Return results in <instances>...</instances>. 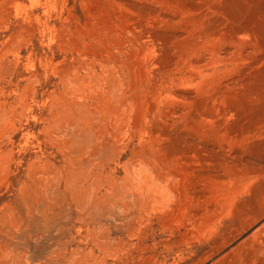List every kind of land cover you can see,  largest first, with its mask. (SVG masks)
<instances>
[{"label": "rangeland", "instance_id": "1", "mask_svg": "<svg viewBox=\"0 0 264 264\" xmlns=\"http://www.w3.org/2000/svg\"><path fill=\"white\" fill-rule=\"evenodd\" d=\"M180 1L182 6L163 0L0 1V264H264V63L245 79L238 78L241 65L220 74L209 66L208 75L176 88L194 98L191 104L168 100L165 85L176 76L172 70H187L178 59L187 48L182 39L198 35L190 26L193 17L184 14L189 2ZM190 1L219 9L204 25L218 19L225 31L244 26L264 53V0ZM161 11L175 19L159 22L156 12ZM139 21L143 42L135 43ZM100 32L106 46L87 39L89 34L100 38ZM237 35L240 43L247 41L244 33ZM85 45L91 46L90 56ZM105 54L111 57L106 64ZM120 56L124 61L116 59ZM62 71L70 80L65 85ZM104 78L113 85L103 88ZM83 82L94 90L87 93ZM97 87L115 92L108 94L118 107H112L113 115L128 113L113 116L112 126L118 128H112L117 131H112L110 153L92 132L93 123L101 121L89 119L77 103ZM61 90L69 93L62 97ZM24 93L27 112L20 115L18 98ZM206 95L213 97L209 103L203 101ZM49 98L63 100L61 117ZM203 110L213 116L200 122ZM54 118H61L60 125ZM251 125L262 130L259 135L244 134ZM77 155L83 156L72 160Z\"/></svg>", "mask_w": 264, "mask_h": 264}, {"label": "bare ground", "instance_id": "2", "mask_svg": "<svg viewBox=\"0 0 264 264\" xmlns=\"http://www.w3.org/2000/svg\"><path fill=\"white\" fill-rule=\"evenodd\" d=\"M0 1H2V0H0ZM6 1V0H5ZM10 0H8V2H9ZM164 2H166V3H169V4H172V3H174V2H179V4L181 3V1L180 0H163ZM183 1H188L189 2V5L188 6H186V9H185V11H184V14L185 15H191L192 17H193V19H192V24L190 25L191 26V28L192 29H194L196 32H198V35H197V37L195 38V39H186V38H183L182 39V41H183V43H185L184 45H186L187 46V48H186V50L183 52V53H179L178 54V59L185 65V68L187 69L186 70V72H183L182 74H181V68H179V67H176V68H174L173 70H172V73L173 74H176V76H174V77H170L169 78V81H167V85H165V89L166 90H169V91H166L163 95L168 99V98H177L178 97V99L179 98H181V99H183L182 101H184V100H187V101H193L194 100V98L193 97H191V96H189L188 98H187V96L186 97H184V96H182V94L181 95H179L178 94V90H176V88H178V85H184V84H187L188 85V83H191L193 80H194V78H196L197 76H199V75H201V76H206V75H208V71H209V66H211L212 67V71L214 72H216L217 74H220V73H223V71H226V70H234L235 69V67H237V66H239V65H241V69L239 70V71H237L238 72V78H242V79H245L246 77H248L257 67H259L260 65H262L263 63H264V53H263V51H262V49H261V47L258 45V43L255 41V39H254V37H253V35L250 33V30L249 29H247V28H245L244 26H242V27H237L235 30H234V32H230V31H225L223 28H220L219 26H220V21L217 19V21H215V22H213V23H211V24H207V25H204V21H205V19H207V21H208V19L210 18V13H215V12H218L219 11V9L218 8H216L215 6H211V5H209V6H200L199 4L197 5L195 2L196 1H190V0H182V3H183ZM5 3V2H4ZM3 4V3H2ZM0 5H1V2H0ZM181 5V4H180ZM182 6V5H181ZM2 6H0V8H1ZM182 8V7H181ZM185 8V7H184ZM0 12H1V9H0ZM96 14V13H95ZM140 17H139V20L142 18L143 20H146V18L143 16L142 17V15H139ZM99 17V16H98ZM156 18H157V20L159 21V22H172L174 19H175V17H174V15L173 14H170V13H168V12H163V11H161V12H156ZM91 19V18H90ZM97 19H99V18H97ZM101 19V18H100ZM93 20V19H92ZM161 20V21H160ZM102 21V20H101ZM100 21V22H101ZM108 21H109V23H113V19H111V18H109L108 19ZM206 21V22H207ZM86 22H88V21H86ZM94 22V21H93ZM98 22V21H97ZM97 22H95V23H97ZM105 23H106V21H104ZM103 22V23H104ZM102 23V22H101ZM110 24V25H111ZM100 25H102V24H100ZM100 25H99V27H100ZM103 25H105V24H103ZM98 26V25H97ZM111 26H114V25H111ZM138 27L140 28L139 29V34H137V33H135V36H134V40H133V42H135V43H137V42H139V43H142L143 41H142V38H143V25L141 24V22L139 21L138 22ZM102 28V27H101ZM108 28H110V27H108V26H105L104 27V29H107L108 30ZM114 28V27H113ZM142 28V29H141ZM111 29V28H110ZM125 29V31H127V29L126 28H124ZM106 30V31H107ZM100 31H101V29H100ZM104 32L106 35H107V32ZM111 31H113V30H111ZM110 30L108 31V32H111ZM130 31H132V32H134L133 31V29H130ZM102 32H100L99 33V35H100V38H98L96 35H94V34H89L88 36H87V39H89V40H95V41H97L96 43H98V39H100L99 40V42H102L103 40H104V38L106 37L105 35H103V34H101ZM183 33H185V34H188L189 32L188 31H180V33H179V35L180 34H183ZM240 33H244L245 35H246V38H247V41L246 42H243V43H240V39H241V37H239L237 34H240ZM109 34V33H108ZM110 34H112V36H113V33H110ZM111 35H109L108 37H110ZM111 36V37H112ZM121 37V36H120ZM127 38V37H126ZM76 39V38H75ZM107 39V38H106ZM109 39H111V38H109ZM120 39H122V37L120 38ZM120 39H118V37H117V40H119V42L121 41ZM86 40V39H85ZM126 40V39H125ZM127 40H128V38H127ZM111 41V40H110ZM94 42V41H93ZM109 42V41H108ZM113 42H114V40L112 39V43L111 42H109V43H111V44H113ZM127 42V41H126ZM129 42V41H128ZM79 44H80V42H79ZM82 44L84 45V41L82 42ZM99 44H101V43H98V45ZM102 44H103V46H106L105 44H104V42H102ZM111 44H109V45H111ZM129 44H131V43H128V45ZM82 45V46H83ZM108 45V46H109ZM124 45V44H123ZM85 46H87V45H85ZM119 46H121V45H119ZM129 46H131V45H129ZM129 46H128V49L127 50H129ZM157 46H158V44L155 42V41H153V45H152V51H154V50H157ZM97 47V46H96ZM101 47H102V45H101ZM115 47V46H114ZM122 47V46H121ZM90 48H91V46H90ZM88 46H87V48L86 49H88V51H89V49H90ZM105 48V47H104ZM106 48H108V47H106ZM93 49H96V48H93ZM92 49V50H93ZM110 49V51L112 50L111 48H109ZM257 49V50H256ZM101 50V49H100ZM104 50V49H103ZM103 50H101V52L103 51ZM119 50V49H118ZM91 51V50H90ZM90 51H89V55H87V56H90ZM94 51V50H93ZM96 51V50H95ZM94 51V53H96L97 54V52H95ZM108 51V50H107ZM188 51H193L194 53H195V55L193 56V55H187V52ZM119 52H121V51H119ZM127 52V51H126ZM155 52V51H154ZM93 53V52H92ZM91 53V54H92ZM102 53H104V52H102ZM107 53V52H106ZM108 53H110L109 51H108ZM122 53V52H121ZM124 53V52H123ZM122 53V54H123ZM98 55V54H97ZM110 55V54H109ZM109 55H103L104 57H103V59L102 58H100V59H102V62L103 63H109V60H110V56ZM124 55V54H123ZM93 56H95L94 54H93ZM98 56H100V55H98ZM113 56H115L114 54H113ZM112 56V57H113ZM100 57H102V54H101V56ZM118 57V56H117ZM116 57V59H120V58H122L121 56L119 57V58H117ZM125 57V56H124ZM91 59V58H90ZM95 59H96V57H95ZM97 59L99 60V57H97ZM96 59V60H97ZM113 59H115V57L113 58ZM88 60V59H87ZM86 60V61H87ZM121 60V59H120ZM122 60H123V58H122ZM85 61V60H84ZM94 61V60H93ZM100 61V60H99ZM98 61V62H99ZM113 60L111 59V62H112ZM124 61V60H123ZM123 61H120L121 63L123 62ZM97 62V63H98ZM101 62V61H100ZM101 62V63H102ZM115 62H116V60H115ZM87 63H88V61H87ZM89 63H91L90 62V60H89ZM93 63V62H92ZM126 63V62H125ZM94 64H95V61H94ZM100 64V63H99ZM98 64V65H99ZM124 64V62L122 63V65ZM84 65V64H83ZM83 65H81L80 64V66H82L83 67ZM91 65V64H90ZM102 65V64H101ZM112 65V64H111ZM119 66V65H118ZM124 66H126V65H124ZM69 67V66H68ZM82 67H80V68H82ZM94 67V66H93ZM122 67V66H121ZM127 67V66H126ZM217 67V68H216ZM79 68V67H78ZM77 67H76V70H79ZM123 68V67H122ZM65 69V68H64ZM70 69H71V67H70ZM69 69V70H70ZM101 69V68H100ZM125 69V68H124ZM127 69V68H126ZM74 71H75V69H73ZM121 70V69H120ZM128 70H129V68H128ZM127 70V72L129 73V71ZM121 71H123V70H121ZM126 71V70H125ZM101 72V76L103 77V75H104V77L106 78V74H103L102 72H104V71H100ZM124 72V71H123ZM126 72V73H127ZM66 73V72H65ZM105 73V72H104ZM107 73V72H106ZM118 73H120V72H118ZM103 74V75H102ZM121 74H122V72H121ZM210 75H212V76H214L213 75V73L211 74V73H209ZM72 75V74H71ZM99 75V74H98ZM119 75V74H118ZM125 75V74H124ZM66 76V75H65ZM77 76V75H76ZM75 75H74V77H73V75H72V77L75 79V77H76ZM86 76V75H85ZM101 76H100V78H98V80L100 79V81H101ZM159 76V75H158ZM66 77H68V76H66ZM71 76H69V78H70ZM120 78H121V76H119ZM126 77H129L128 76V74H127V76ZM208 77V76H207ZM77 78V77H76ZM105 78L102 80V84L101 85H103L102 87L103 88H105V86L106 85H110L111 83H108V84H106V82L109 80V82H110V79H108L107 81L105 80ZM171 78H174L175 79V82L171 79ZM203 78V77H202ZM83 79H84V77H83ZM127 80H128V78H126ZM161 79V78H160ZM67 80V79H66ZM69 80V79H68ZM65 81L64 80V75H63V71H62V76L60 77V83H62L63 85H65L64 84V82L65 83H67V82H70V80L69 81ZM72 80V79H71ZM93 80V79H92ZM98 80H96V81H98ZM123 80H125L124 79V76H123ZM162 80V79H161ZM74 81V80H73ZM86 81V80H85ZM94 81V80H93ZM95 81V82H96ZM100 81L99 82H97V83H95V82H93L92 84H97V85H99L100 84ZM155 81V80H154ZM157 81V80H156ZM92 82V81H91ZM90 82V83H91ZM118 82H119V80H118ZM121 82V81H120ZM119 82V83H120ZM130 82V81H129ZM153 82V81H152ZM160 82V81H159ZM86 83V82H85ZM99 83V84H98ZM122 83V82H121ZM120 83V84H121ZM124 83H127V82H125L124 81ZM151 83V82H150ZM70 84V83H69ZM68 84V85H69ZM73 84V83H72ZM82 84V83H81ZM83 84H84V82H83ZM94 84V85H95ZM119 84V85H120ZM131 84V83H130ZM147 84V83H146ZM149 84V83H148ZM147 84V89H148V87H149V85ZM161 84V83H160ZM165 84V83H164ZM91 84H89V86H90ZM111 85H113V82H112V84ZM110 85V86H111ZM152 85V84H151ZM83 86H85V89H86V91H87V93H88V90H90V88H91V86L89 87L88 86V84L87 85H83ZM135 86V85H134ZM133 86V87H134ZM154 86V85H153ZM152 86V87H153ZM158 86V85H157ZM156 86V87H157ZM164 86V85H163ZM68 87V86H67ZM66 87V88H67ZM82 87V86H81ZM94 87V86H93ZM99 87H100V85H99ZM114 86H112V89H114L113 88ZM122 87H123V85H122ZM125 87V86H124ZM123 87V89H125ZM145 87V86H144ZM151 87V86H150ZM155 87V88H156ZM159 87H161V85L159 86ZM72 89H74L73 87H71ZM84 88V87H83ZM107 88H110L109 86L107 87ZM116 88V87H115ZM118 88V87H117ZM121 88V87H120ZM163 88V87H162ZM162 88H160V89H162ZM218 88H222V87H218ZM218 88H217V90H218ZM72 89H70V90H72ZM119 89V88H118ZM127 89V88H126ZM130 89V88H129ZM133 89H136L135 87L133 88ZM139 89H141V88H139ZM147 89L144 91L145 93H146V91H147ZM164 89V90H165ZM64 90V89H63ZM80 90V89H79ZM79 90H78V92H79ZM94 89H92V90H90V91H93ZM102 90V89H101ZM122 90V89H121ZM138 90V89H137ZM154 90V89H153ZM152 90V91H153ZM163 90V89H162ZM227 90H228V88H227ZM62 91V90H61ZM77 91V90H76ZM75 90H74V92H75V94L76 93H78V92H76ZM86 91H84V93L86 92ZM89 91V92H90ZM110 91V89L108 90V92H107V90H102V91H100L99 89H98V87L96 88V90H95V93H94V95H92L93 93L91 92V93H89V94H91L92 96H90L89 97V95L88 96H86V97H81L82 95L81 94H79V96H80V99H77V100H79V102H77V101H74V102H77L81 107L83 106V109H84V111H86V113L88 114H90L89 116H91V118L89 117V119H94V120H100L101 121V124L99 125H97V122L96 123H93V125L95 126V130L93 129L92 130V132L93 131H95V132H93V133H96V139L95 140H100V142H99V146H100V144H102L101 145V147L103 148L104 146L105 147H108V152H109V149H110V147H111V145H113L112 143H111V138L113 137V135L112 134H114L115 133V130L118 128V126H117V128H116V126H115V124L116 123H114V126H112L113 124H112V122H114V120H115V118H114V120H113V116L114 115H116V114H114L113 115V109H112V107L114 106H116V102L114 103L115 105H113V104H111V101H110V99L112 100V98L109 96V95H114L115 94V92H113L114 94H109V93H111V92H109ZM112 91V90H111ZM126 90H123V92H125ZM129 91V90H128ZM128 91H126V92H128ZM149 91V90H148ZM157 91V90H156ZM160 91V90H159ZM220 92L218 93V94H220V93H223V92H221V90H219ZM66 92L67 93H69V90L67 91H62V92H60V94H63L62 95V97L64 96V94H66ZM73 92V91H72ZM116 92H118L117 90H116ZM133 92H135V91H133ZM138 92H139V90H138ZM151 92V91H150ZM214 92V91H213ZM71 93V92H70ZM79 93H83V92H79ZM120 93H121V91H120ZM137 93V92H136ZM136 93H133V94H135L136 96L138 95V94H136ZM140 93H141V91H140ZM157 93H159V92H157ZM162 93V92H161ZM215 94H216V92H214ZM228 93V92H227ZM57 94H59V93H57ZM86 94V93H85ZM109 94V95H108ZM117 94H119V93H117ZM121 94H123V93H121ZM148 94V93H147ZM150 94V93H149ZM153 95H154V93H152ZM226 94V93H225ZM71 95V94H70ZM70 95H68V96H70ZM73 95V94H72ZM71 95V96H72ZM84 95V94H83ZM124 95V94H123ZM123 95H122V98H123ZM127 95H128V93H127ZM140 95H142V93L140 94ZM139 95V96H140ZM144 95H146V94H144ZM212 95V94H211ZM214 95V94H213ZM57 96V95H56ZM67 96V97H68ZM74 96H76V98H78L77 96L78 95H74ZM115 96V95H114ZM120 95H118V97H119ZM125 96V95H124ZM150 96V95H149ZM148 96V97H149ZM157 96V95H156ZM155 96V97H156ZM217 96V95H216ZM65 97H66V95H65ZM64 97V98H65ZM66 97V98H67ZM109 97H110V99H109ZM126 97H128V96H126ZM125 97V98H126ZM148 97H147V99H148ZM151 97V96H150ZM153 97V96H152ZM158 97V96H157ZM161 97V96H160ZM72 98V97H71ZM75 98V97H74ZM122 98H120V100L122 99ZM140 98V97H139ZM209 98H213V97H209ZM57 99H59L58 98V96H57ZM70 98L68 97V100H69ZM73 99V98H72ZM118 100H119V98H117ZM128 99V98H127ZM144 98H142V100H143ZM150 99V98H149ZM155 99V98H154ZM156 99H159V98H156ZM202 99V98H201ZM210 99V100H211ZM61 100L62 99H60L59 100V102L57 101V100H54V99H48V101H49V103L51 104H53L51 107H54V109L53 110H55V114L57 115V113L59 112V109H61V107H62V103H63V100H62V102H61ZM65 100V99H64ZM67 100V99H66ZM65 100V101H66ZM114 100H115V98H114ZM123 100V99H122ZM126 100V99H125ZM146 100V99H145ZM169 100V99H168ZM208 97H207V95L206 96H204V99H203V101L205 102V103H207L208 102ZM209 100V101H210ZM53 101H57V102H53ZM69 101H71V100H69ZM69 101H67V102H69ZM117 101V100H116ZM144 101V100H143ZM151 101H153V98H152V100ZM158 101H160V100H158ZM189 101V102H190ZM200 101V100H199ZM122 102V101H121ZM145 102V101H144ZM143 102V103H144ZM27 103H28V101H27V99H26V97H25V93L24 94H22L19 98H18V104L20 105V107H19V109H20V115H22V114H24L25 113V111H26V105H27ZM71 103H72V101H71ZM71 103H69L70 105H71ZM125 103H127V101L125 102ZM141 103H142V101H141ZM146 103V102H145ZM153 103H154V101H153ZM156 103V102H155ZM158 103V102H157ZM202 103V102H201ZM209 103V102H208ZM68 104V105H69ZM73 104V103H72ZM118 104V103H117ZM121 104H123V103H121ZM190 104H191V102H190ZM189 104V105H190ZM65 105H67V104H65ZM68 105L66 106V107H68ZM126 105V104H125ZM147 105V104H146ZM146 105L144 104V106L146 107ZM149 105V104H148ZM148 105H147V107H148ZM155 105V104H154ZM160 105V104H159ZM158 105V106H159ZM72 106V105H71ZM77 106V105H76ZM76 106H73V108L74 107H76ZM120 106V105H119ZM124 106V105H123ZM128 106V105H127ZM126 106V107H127ZM157 106V105H156ZM157 106V107H158ZM185 106V105H184ZM203 106V105H202ZM205 106H207V104H205ZM204 106V107H205ZM113 107V108H114ZM151 107V106H150ZM150 107H148V109L150 108ZM156 107V108H157ZM160 107V106H159ZM189 107V109H190V106H188ZM72 108V107H71ZM70 108V109H71ZM115 108H118L117 106L115 107ZM128 108V107H127ZM154 108V107H153ZM185 108H186V106H185ZM185 108H184V110H185ZM201 108H203V107H201ZM62 109H63V107H62ZM68 109V108H67ZM75 109V108H74ZM82 109V110H83ZM119 109H122V108H119ZM129 109V108H128ZM147 108H146V112H147V110H148ZM158 109V108H157ZM206 109V108H205ZM208 109V108H207ZM51 110H52V108H51ZM52 110V111H53ZM63 110H65V109H63ZM79 110H80V108H79ZM116 110V109H115ZM123 110H124V108H123ZM123 110H121L122 111V113L124 112ZM193 110V109H192ZM191 110V111H192ZM199 110V109H198ZM69 111V110H68ZM75 111V110H74ZM81 111V110H80ZM117 111V110H116ZM151 111V110H150ZM149 111V112H150ZM157 111V110H156ZM155 111V112H156ZM176 111V110H175ZM178 111H181V110H178ZM190 111V112H191ZM194 111H196V110H194ZM27 112V111H26ZM60 112H62L61 110H60ZM66 112V111H65ZM127 112H129L128 110H127ZM182 112V111H181ZM70 113V111L67 113V114H69ZM80 112L78 111V114H79ZM83 113H85V112H83ZM82 113V114H83ZM118 113V112H117ZM148 113V112H147ZM161 113V112H160ZM196 113V112H195ZM198 113V112H197ZM196 113V114H197ZM52 114H54V112L52 113ZM51 114V116H53ZM60 113H58V115H59ZM77 114V115H78ZM125 114H128V113H126L125 112ZM125 114H123L124 116H126ZM153 114V113H152ZM151 114V115H152ZM179 114V112L177 113V115ZM182 114V113H181ZM188 113H184V115L183 116H185V115H187ZM85 115V116H84ZM83 115V120L84 119H87L86 118V114H84ZM118 115V117L121 115H119V114H117ZM117 115L115 116L116 118H117ZM148 115V114H147ZM176 115V116H177ZM180 115V114H179ZM178 115V116H179ZM181 115V116H182ZM189 115V114H188ZM191 115H192V113H191ZM190 115V116H191ZM60 116V115H59ZM62 116H63V114H62ZM74 116V115H73ZM72 116V117H73ZM76 116V115H75ZM80 116V115H79ZM122 116V115H121ZM124 116H122V117H124ZM149 116V115H148ZM148 116H145L146 118H148ZM161 116H163V115H161ZM161 116H159L158 118H160ZM194 116V115H193ZM196 116V115H195ZM198 116H199V119H200V122H202L201 120H203V121H206V120H210V117L212 118V116L213 115H211L210 113H209V110L207 111V110H203V112L202 113H200V114H198ZM54 117H55V115H54ZM61 117V116H60ZM65 117H68V116H65ZM71 117V116H70ZM129 117V116H128ZM143 117V116H142ZM149 117H151V116H149ZM165 117V116H164ZM167 117V116H166ZM180 117V116H179ZM50 118H52V117H50ZM55 118H58V117H55ZM55 118H54V121H59V125H60V120H61V118L59 119V120H55ZM80 119H82L81 117H79ZM120 118V117H119ZM162 118V117H161ZM178 118V117H177ZM186 118V117H185ZM192 118V117H191ZM198 118V117H197ZM53 119V118H52ZM51 119V120H52ZM70 119V118H69ZM80 119H79V121H80ZM124 119V118H123ZM122 119V120H123ZM151 119H153V117L151 118ZM179 120L181 119V118H178ZM177 119V120H178ZM184 119V118H183ZM186 119H188L189 120V118H186ZM50 120V121H51ZM118 120V119H117ZM126 120V119H125ZM128 120H129V118H128ZM140 120H142V118H140ZM143 120H144V118H143ZM143 120H142V122H143ZM150 120V119H149ZM178 120V121H179ZM65 121H69L68 119H64V121L63 122H65ZM75 121V120H74ZM77 121V120H76ZM90 121V120H89ZM120 121H121V119H120ZM145 121H147V120H145ZM144 121V122H145ZM183 121V120H182ZM181 121V122H182ZM185 121V120H184ZM192 121H193V119H192ZM194 121H195V119H194ZM197 121V120H196ZM71 122V121H70ZM69 122V123H70ZM81 122V121H80ZM85 122H87V121H85ZM94 122V121H93ZM115 122H116V120H115ZM118 122H119V120H118ZM125 121H123V122H120V123H124ZM141 122V121H140ZM141 122V123H142ZM190 122V121H189ZM186 123L187 125H188V127L189 126H193V124L192 125H189L190 123ZM210 122V121H209ZM8 123V121L6 122V124ZM72 123H74L73 121H72ZM72 123H70V126H72L71 124ZM83 123V122H82ZM81 123V124H82ZM89 123H91V122H89ZM184 124H185V122H183ZM195 123V122H194ZM205 123V122H204ZM208 123V122H207ZM58 124V123H57ZM63 124V123H62ZM62 124H61V126H62ZM66 124V123H65ZM65 124H63V126L65 125ZM68 124V123H67ZM66 124V125H67ZM75 124V123H74ZM78 124H80V123H78ZM78 124H76V127H77V125ZM86 123H84V125H85ZM58 125V126H59ZM119 125V124H118ZM126 125V123L124 124V126ZM140 125V124H139ZM145 125V124H144ZM143 125V126H144ZM154 125V124H153ZM187 125H186V128H188L187 127ZM62 126V127H63ZM74 126V125H73ZM82 126V125H81ZM87 126V125H86ZM142 126V125H141ZM150 126V125H149ZM180 126H182V127H184L183 125H180ZM60 127V126H59ZM66 127V126H65ZM84 127V126H83ZM89 127V125L87 126V128ZM91 127H92V125H91ZM90 127V128H91ZM116 128V129H114V131H113V129L112 128ZM120 127V126H119ZM121 127H123V125L121 126ZM126 127V126H125ZM54 128H56V127H54ZM58 128V127H57ZM85 128V127H84ZM90 128H88L89 130H90ZM94 128V127H93ZM140 128V127H139ZM139 128H138V130H139ZM148 128V127H147ZM191 128V127H190ZM53 129V128H52ZM59 129V128H58ZM57 129V130H58ZM86 129V128H85ZM92 129V128H91ZM126 129V128H125ZM124 128L121 130V129H119V130H121L122 132H124V131H126ZM140 129H142V131H143V128L141 127ZM150 130V129H149ZM235 130H236V128H235ZM239 130V129H238ZM76 131V130H75ZM78 131V130H77ZM86 131H88V130H86ZM112 131L114 132V133H112ZM117 131V130H116ZM127 131H129V130H127ZM140 131V130H139ZM239 131H241V130H239ZM262 130L260 129V128H257L256 126H248L247 128H246V130L244 131V134H246V135H251V136H253V135H259L260 134V132H261ZM53 133H54V131H53ZM87 133V132H86ZM118 133V132H117ZM120 133V132H119ZM242 133V132H241ZM122 134V133H121ZM94 135V134H93ZM115 135V134H114ZM124 135H125V133H124ZM117 136H118V134H117ZM116 137V136H115ZM120 137H121V139H119V140H122V136L120 135ZM94 138H95V136H94ZM93 137H92V139H94ZM117 138V137H116ZM125 138L127 139V137L125 136ZM124 138V139H125ZM53 139V138H52ZM91 139V140H92ZM112 139H114V138H112ZM123 139V140H124ZM116 140V139H115ZM54 141H55V143H57V140H55L54 139ZM58 141H59V139H58ZM118 141V140H117ZM60 142V141H59ZM91 142H94V144H96V141H91ZM120 142H122V141H120ZM59 143H57V145H58ZM61 144V143H60ZM91 144H93V143H91ZM56 145V146H57ZM62 145V144H61ZM97 145H98V143H97ZM118 145V144H117ZM116 145V146H117ZM63 146V145H62ZM93 146V145H92ZM91 146V147H92ZM95 146V145H94ZM94 146L92 147V149L94 148ZM98 146V147H99ZM58 147V146H57ZM59 147H61L60 145H59ZM91 147H89V149L91 148ZM97 147V148H98ZM101 148V149H102ZM89 149H88V153H89ZM112 149H113V146H112ZM85 150H87V149H85ZM96 151H97V149H95ZM94 150V151H95ZM99 150V149H98ZM106 151V149H104L103 148V151ZM90 151H93V150H90ZM101 151V150H100ZM111 152V151H110ZM109 152V153H110ZM67 153H69V152H67ZM85 153H87V151L85 152ZM87 153V154H88ZM98 153V152H97ZM102 154H103V152H101ZM107 153V152H106ZM86 154V155H87ZM92 154V153H91ZM81 155V154H80ZM93 155H97L96 153L95 154H93ZM92 155V156H93ZM104 155V154H103ZM105 155H107V154H105ZM104 155V156H105ZM83 156V155H82ZM82 156H79V155H77V157L76 158H74V159H72V160H76L78 157L80 158V157H82ZM91 155H90V157H92ZM103 156V157H104ZM85 157V156H84ZM97 157V156H96ZM86 158H89V155H88V157H86ZM93 158V157H92ZM100 158H102V157H100ZM105 158V157H104ZM65 159V158H64ZM67 159L68 158H66V161H67ZM82 159V158H81ZM96 159V158H95ZM95 159L93 160V161H95ZM99 159V157L96 159V160H98ZM81 161V160H80ZM83 161V160H82ZM91 162H93L92 160H90ZM99 161V162H98ZM97 162L100 164V162H102L101 161V159L100 160H98ZM106 161H108V160H106ZM64 162H65V160H64ZM70 162V161H69ZM69 162L67 161V164H69ZM83 162H85V161H83ZM86 162H89L88 160H86ZM86 162H85V164H86ZM103 162H104V160H103ZM103 162H102V164H103ZM66 163V162H65ZM81 163V162H80ZM90 163V162H89ZM88 163V164H89ZM91 164V163H90ZM98 164V165H99ZM104 164H106L105 162H104ZM104 164H103V166H104ZM97 165V164H96ZM101 165V164H100ZM99 165V166H100ZM82 166H84L83 164H82ZM87 166V165H86ZM92 166V165H91ZM93 166H94V164H93ZM99 166H98V168H99ZM87 167H90V165H88ZM97 167V166H96ZM89 169H91V168H89ZM93 169H95V168H93ZM92 169V170H93ZM97 169V168H96ZM95 169V170H96ZM102 169H104L103 167H102ZM93 171L91 174H93V173H96V171ZM99 170H101L100 168H99ZM98 170V171H99ZM89 171H91V170H88L87 171V173L89 172ZM97 171V172H98ZM103 173V172H102ZM89 174V173H88ZM91 174H89V175H91ZM98 174H100V173H97V175ZM94 175V174H93ZM97 175H95V177L97 176ZM93 178H94V176H93ZM94 181H95V179H94ZM95 185V184H94ZM193 197H194V194H193ZM63 245V244H62ZM62 245H60V249L62 248ZM57 254H59V252L57 253ZM1 256V255H0ZM2 257V256H1ZM0 257V258H1ZM248 258H251V256H249ZM2 259V258H1Z\"/></svg>", "mask_w": 264, "mask_h": 264}]
</instances>
